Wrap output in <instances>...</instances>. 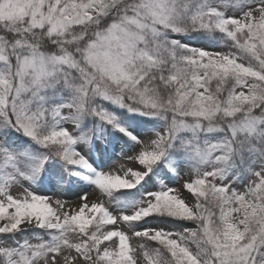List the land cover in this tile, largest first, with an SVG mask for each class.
<instances>
[{"label": "snow or ice", "instance_id": "obj_1", "mask_svg": "<svg viewBox=\"0 0 264 264\" xmlns=\"http://www.w3.org/2000/svg\"><path fill=\"white\" fill-rule=\"evenodd\" d=\"M0 264H264V0H0Z\"/></svg>", "mask_w": 264, "mask_h": 264}, {"label": "rangeland", "instance_id": "obj_2", "mask_svg": "<svg viewBox=\"0 0 264 264\" xmlns=\"http://www.w3.org/2000/svg\"><path fill=\"white\" fill-rule=\"evenodd\" d=\"M187 195V194H186ZM90 198H92V197H90ZM190 198V197H189Z\"/></svg>", "mask_w": 264, "mask_h": 264}]
</instances>
